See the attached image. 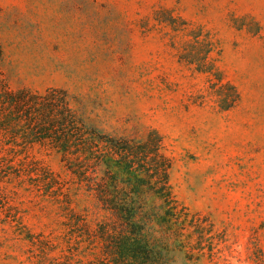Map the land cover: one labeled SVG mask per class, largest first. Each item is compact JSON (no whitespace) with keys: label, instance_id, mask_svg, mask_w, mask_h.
Instances as JSON below:
<instances>
[{"label":"rangeland","instance_id":"1","mask_svg":"<svg viewBox=\"0 0 264 264\" xmlns=\"http://www.w3.org/2000/svg\"><path fill=\"white\" fill-rule=\"evenodd\" d=\"M0 42L13 90H67L104 139L160 134L173 195L201 227L176 264H264V0H0ZM31 153L84 225L15 197L22 224H0V264H92V197L59 156Z\"/></svg>","mask_w":264,"mask_h":264},{"label":"trees","instance_id":"2","mask_svg":"<svg viewBox=\"0 0 264 264\" xmlns=\"http://www.w3.org/2000/svg\"><path fill=\"white\" fill-rule=\"evenodd\" d=\"M2 59L0 42V224L20 227L22 213L12 202L28 195L37 203H53L66 218L84 225L71 203L63 199L60 205L54 190L58 180L31 153L38 148L59 156L93 199L98 219L88 226L90 246L97 250L92 264H176L178 254L190 255L191 239L200 236L201 227L173 195L171 161L162 152L160 134L104 139L87 125L67 90H13ZM233 91L229 107L239 100ZM190 221L195 231H189Z\"/></svg>","mask_w":264,"mask_h":264}]
</instances>
